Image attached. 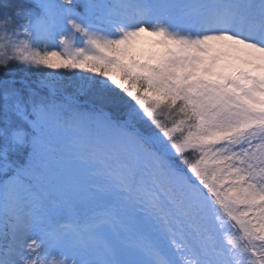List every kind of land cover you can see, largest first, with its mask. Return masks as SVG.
<instances>
[{
    "label": "snow or ice",
    "instance_id": "6c2138e0",
    "mask_svg": "<svg viewBox=\"0 0 264 264\" xmlns=\"http://www.w3.org/2000/svg\"><path fill=\"white\" fill-rule=\"evenodd\" d=\"M0 264H264V0H0Z\"/></svg>",
    "mask_w": 264,
    "mask_h": 264
},
{
    "label": "rangeland",
    "instance_id": "374dc122",
    "mask_svg": "<svg viewBox=\"0 0 264 264\" xmlns=\"http://www.w3.org/2000/svg\"><path fill=\"white\" fill-rule=\"evenodd\" d=\"M148 39H151V38H148ZM77 74H79V73L77 72ZM68 75L71 76L72 74L71 73H68ZM65 82L69 86L72 85V88H70V89L74 92L75 91V87H76L78 81L73 80V79H69V80H65ZM81 97H83V96H81ZM77 99L79 100V102H80L81 106L83 107V109L84 110H88V105L85 103V101H86L87 98L85 100H81V99H79V97H77Z\"/></svg>",
    "mask_w": 264,
    "mask_h": 264
},
{
    "label": "trees",
    "instance_id": "16d2710c",
    "mask_svg": "<svg viewBox=\"0 0 264 264\" xmlns=\"http://www.w3.org/2000/svg\"><path fill=\"white\" fill-rule=\"evenodd\" d=\"M64 83L67 85V83H66L65 81H64ZM70 88H72V85H71V86L68 85L67 91H68L69 94L73 92ZM79 99H81V100H85L86 97H84V96H83V97L79 96Z\"/></svg>",
    "mask_w": 264,
    "mask_h": 264
}]
</instances>
